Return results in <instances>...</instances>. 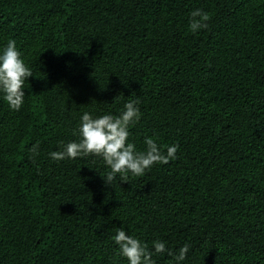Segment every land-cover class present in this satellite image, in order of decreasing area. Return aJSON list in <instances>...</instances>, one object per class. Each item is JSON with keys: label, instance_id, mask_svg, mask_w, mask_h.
<instances>
[{"label": "trees", "instance_id": "1", "mask_svg": "<svg viewBox=\"0 0 264 264\" xmlns=\"http://www.w3.org/2000/svg\"><path fill=\"white\" fill-rule=\"evenodd\" d=\"M13 39L33 76L19 111L0 94V264H128L118 228L190 245L179 264H264V0H0ZM133 99L129 142L175 160L109 186L100 157L50 158Z\"/></svg>", "mask_w": 264, "mask_h": 264}, {"label": "clouds", "instance_id": "2", "mask_svg": "<svg viewBox=\"0 0 264 264\" xmlns=\"http://www.w3.org/2000/svg\"><path fill=\"white\" fill-rule=\"evenodd\" d=\"M209 14L201 9L190 13L188 28L192 33L208 27ZM32 71L24 62L22 53L16 47V41L9 40L7 46L0 51V94L9 108L19 111L24 104L25 81L32 77ZM138 99L129 100L118 116L104 114L93 118L88 112L80 117V125L73 134L78 135V141L62 145V150L49 153L53 161L77 159L88 156L100 157L110 169L104 176L105 183L111 186L112 181L129 182V176L143 177L154 164H166L176 159L178 145L167 146L166 152L156 139L146 136L145 149L137 150L134 143L129 142L130 127L140 119ZM32 156L39 154V145L30 149ZM118 246V256L125 257L128 264H155L154 255L167 253L173 257L176 264L186 258L190 245L184 244L178 253L166 248L160 240L153 241L152 249L147 243L125 230L117 229L113 237Z\"/></svg>", "mask_w": 264, "mask_h": 264}]
</instances>
